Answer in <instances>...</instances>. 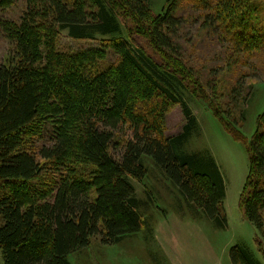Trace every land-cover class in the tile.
<instances>
[{
	"label": "trees",
	"instance_id": "trees-1",
	"mask_svg": "<svg viewBox=\"0 0 264 264\" xmlns=\"http://www.w3.org/2000/svg\"><path fill=\"white\" fill-rule=\"evenodd\" d=\"M191 1L203 10L199 32L219 29L232 45L226 60L260 54L264 0ZM14 4L0 0V10ZM177 6L167 0L155 12L152 0H24L17 20L0 19L11 46L0 64L3 264H71L93 238L114 246L137 235L143 202L132 181L146 178L145 158L192 217L227 229L225 184L214 158L185 150L197 122L183 92L205 98L201 77L183 57L185 20ZM61 33L95 45L60 49ZM175 105L186 123L167 136ZM211 107L225 123L244 121L239 108L236 115ZM247 153L239 207L264 243V111ZM229 260L261 264L242 242L230 248Z\"/></svg>",
	"mask_w": 264,
	"mask_h": 264
},
{
	"label": "rangeland",
	"instance_id": "rangeland-1",
	"mask_svg": "<svg viewBox=\"0 0 264 264\" xmlns=\"http://www.w3.org/2000/svg\"><path fill=\"white\" fill-rule=\"evenodd\" d=\"M166 3L167 0H152L153 10L159 12ZM177 4L178 14L185 20L180 38L183 57L201 77V96L229 114L238 115L237 108L245 114L239 126L230 121L225 123L215 117L212 105L209 109L205 100L198 99L199 95L195 98L183 92L197 122V130L185 150H207L214 158L225 184L227 229L218 231L205 220L192 217L175 189L153 162L145 158L146 178L140 183L132 181L137 198L143 202V230L114 246H103L99 238H93L87 249L70 257L71 264H230L229 250L241 242L264 264V243L257 240L256 230L239 207L248 172V145L257 118L264 111V47L260 54H239L238 59L226 60L232 45L223 41L219 29L217 35L211 34L207 27L199 32L201 7L197 8L191 0H177ZM23 10L24 0H15L10 9L0 10V19L17 20ZM61 34L60 49L95 45L72 41L65 33ZM10 54L11 46L0 34V64ZM235 87L236 91H232ZM244 97L246 102L242 101ZM185 123L180 106H173L166 117L165 134H179ZM0 264H3L1 254Z\"/></svg>",
	"mask_w": 264,
	"mask_h": 264
}]
</instances>
